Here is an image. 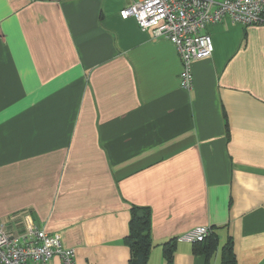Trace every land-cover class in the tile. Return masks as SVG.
Listing matches in <instances>:
<instances>
[{
    "label": "crops",
    "instance_id": "0c3cea01",
    "mask_svg": "<svg viewBox=\"0 0 264 264\" xmlns=\"http://www.w3.org/2000/svg\"><path fill=\"white\" fill-rule=\"evenodd\" d=\"M134 1L0 0V222L59 233L75 264H130L148 208V264H207L192 243L163 252L198 226L209 264L229 238L264 264V24H209L188 90L176 45L122 18Z\"/></svg>",
    "mask_w": 264,
    "mask_h": 264
},
{
    "label": "built area",
    "instance_id": "2783aa9c",
    "mask_svg": "<svg viewBox=\"0 0 264 264\" xmlns=\"http://www.w3.org/2000/svg\"><path fill=\"white\" fill-rule=\"evenodd\" d=\"M122 18L134 17L144 31L171 40L182 57V85L194 86L192 63L214 52L209 24L225 18L243 25L264 24V0H137L121 9ZM211 234L208 226L195 227L179 236L178 242L197 243ZM75 264V252L51 233L31 225L14 230L0 222V264H50L54 257Z\"/></svg>",
    "mask_w": 264,
    "mask_h": 264
},
{
    "label": "trees",
    "instance_id": "16d2710c",
    "mask_svg": "<svg viewBox=\"0 0 264 264\" xmlns=\"http://www.w3.org/2000/svg\"><path fill=\"white\" fill-rule=\"evenodd\" d=\"M151 217L148 208H133L129 222V234L125 239L131 250L130 264H148L153 247L151 239ZM217 238L212 232L203 242L194 243L197 252L205 255L207 264L217 249ZM178 243L176 238L164 243L163 252L167 261H171ZM221 264H238L232 239L229 238L221 252Z\"/></svg>",
    "mask_w": 264,
    "mask_h": 264
}]
</instances>
